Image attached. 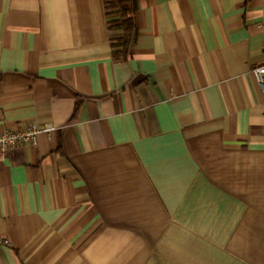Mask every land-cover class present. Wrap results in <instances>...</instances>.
<instances>
[{
  "label": "crops",
  "instance_id": "crops-1",
  "mask_svg": "<svg viewBox=\"0 0 264 264\" xmlns=\"http://www.w3.org/2000/svg\"><path fill=\"white\" fill-rule=\"evenodd\" d=\"M0 0V264H264V0Z\"/></svg>",
  "mask_w": 264,
  "mask_h": 264
},
{
  "label": "trees",
  "instance_id": "trees-1",
  "mask_svg": "<svg viewBox=\"0 0 264 264\" xmlns=\"http://www.w3.org/2000/svg\"><path fill=\"white\" fill-rule=\"evenodd\" d=\"M105 9L109 17V29L122 32L112 41L113 55L116 59H126L136 31L137 0H108Z\"/></svg>",
  "mask_w": 264,
  "mask_h": 264
},
{
  "label": "built area",
  "instance_id": "built-area-1",
  "mask_svg": "<svg viewBox=\"0 0 264 264\" xmlns=\"http://www.w3.org/2000/svg\"><path fill=\"white\" fill-rule=\"evenodd\" d=\"M252 72L264 95V64L255 66ZM53 130L54 127L51 125L42 126L38 123H31L24 128L8 129L0 132V157L9 155L11 151L21 144L37 145L40 134L50 133Z\"/></svg>",
  "mask_w": 264,
  "mask_h": 264
}]
</instances>
